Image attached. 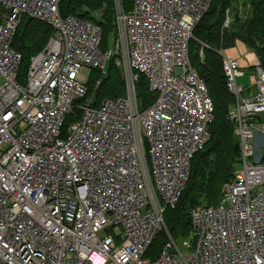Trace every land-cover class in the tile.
<instances>
[{"label": "built area", "instance_id": "built-area-1", "mask_svg": "<svg viewBox=\"0 0 264 264\" xmlns=\"http://www.w3.org/2000/svg\"><path fill=\"white\" fill-rule=\"evenodd\" d=\"M60 1L0 0V264H264V162L255 145L264 124L251 122L264 114L259 61L255 90L245 93L238 58L217 50L234 97L228 118L240 162L217 204L189 211L193 240H184L183 250L163 217L209 139L213 103L188 45L212 0H134L128 12L112 0L115 39L106 50L98 23L62 16ZM24 17L53 31L21 84V54L11 44ZM228 22L226 16L223 26ZM112 57L125 95L98 106L86 98L79 119L65 127L90 71L103 75ZM140 75L157 92L143 110ZM163 229L169 240L147 256Z\"/></svg>", "mask_w": 264, "mask_h": 264}, {"label": "trees", "instance_id": "trees-1", "mask_svg": "<svg viewBox=\"0 0 264 264\" xmlns=\"http://www.w3.org/2000/svg\"><path fill=\"white\" fill-rule=\"evenodd\" d=\"M133 2L134 0H122L125 12L131 9ZM59 11L62 16L73 15L98 23L102 29L100 48L108 49L102 43L106 29L114 28L112 0H61ZM94 12L100 13L99 19L91 15ZM226 16L229 17V22L224 27ZM26 19L24 17L20 22L11 44L21 54L17 77L21 83L25 82L30 58L43 49L53 31L50 25L36 19L29 21L23 28ZM192 35L188 45L189 59L206 84L213 103V119L208 126V141L190 160L188 180L176 207L172 209L168 220L163 215L173 237L189 235V211L193 207L217 204L223 187L233 178L240 162L239 138L234 132V123L228 118V110L234 103V97L225 85L221 55L217 50L230 48L239 40L255 52L264 69V0H212L208 10L194 26ZM92 72L91 70L90 74ZM94 91L96 99L93 106H98L103 98L116 99L125 95L124 75L116 65L115 57L108 59L105 73ZM90 92L91 87L87 85L86 95L74 101V104L78 103V106L74 105L77 110L73 109L66 117L65 127L79 119V103L82 104L90 96ZM136 98L139 110L149 107L157 98V93L149 90L143 75L136 82ZM251 122L264 124V114L253 115ZM262 142L259 140L255 145L257 149H262L260 161L264 162ZM153 244L154 241L146 252L147 256ZM157 253L158 251H154L152 258Z\"/></svg>", "mask_w": 264, "mask_h": 264}, {"label": "crops", "instance_id": "crops-1", "mask_svg": "<svg viewBox=\"0 0 264 264\" xmlns=\"http://www.w3.org/2000/svg\"><path fill=\"white\" fill-rule=\"evenodd\" d=\"M224 54L229 57H235L239 60V70L242 73L238 75L237 82L244 86L246 93H251L255 90V72L253 65L258 61L254 51L248 49L242 42H236V44L230 48L223 50ZM256 142L263 141L264 135L261 132L256 133ZM261 149H257L259 151Z\"/></svg>", "mask_w": 264, "mask_h": 264}, {"label": "rangeland", "instance_id": "rangeland-1", "mask_svg": "<svg viewBox=\"0 0 264 264\" xmlns=\"http://www.w3.org/2000/svg\"><path fill=\"white\" fill-rule=\"evenodd\" d=\"M94 18L99 19L100 18V13L99 12H94L91 14ZM99 15V16H98ZM114 21V20H113ZM114 39H115V33H114V28L112 27L111 29L107 28L105 33H104V39H103V45H105V47H107L108 49H112L113 47V43H114ZM236 42H241L239 40H237ZM236 44V43H235ZM234 44V45H235ZM92 74L89 73V79L87 81V85H89L91 87V92L89 93V97H91L93 99V101L96 99L95 95H94V85L95 82L99 79H102L103 75H101L97 70H92ZM157 93V92H156ZM246 93V92H245ZM102 97V96H100ZM78 103H75L74 105L76 106ZM81 103H79L80 105ZM78 106V105H77ZM74 110H77V108L74 107ZM172 212V208H166L164 211L165 218L168 220L170 213ZM172 236V235H171ZM174 241L176 242V244L178 245V247L183 250V241L186 239H191L193 240L192 235H188L187 237H173ZM169 240L165 229L160 230L157 235L156 238L154 240V244L151 247V252H149V256L153 257L154 256V251H159V249L161 248V246L163 245V243Z\"/></svg>", "mask_w": 264, "mask_h": 264}, {"label": "water", "instance_id": "water-1", "mask_svg": "<svg viewBox=\"0 0 264 264\" xmlns=\"http://www.w3.org/2000/svg\"><path fill=\"white\" fill-rule=\"evenodd\" d=\"M31 20H32V18H31V17H28V18L26 19L25 23H24V27H23V28H25L26 24H27L29 21H31Z\"/></svg>", "mask_w": 264, "mask_h": 264}, {"label": "bare ground", "instance_id": "bare-ground-1", "mask_svg": "<svg viewBox=\"0 0 264 264\" xmlns=\"http://www.w3.org/2000/svg\"><path fill=\"white\" fill-rule=\"evenodd\" d=\"M17 77H18V75H17ZM25 80H26V78H25ZM18 81V80H17ZM19 82V81H18ZM19 83H21V82H19ZM25 83V82H24ZM24 83H21V84H24ZM30 84L31 85H33V82H30Z\"/></svg>", "mask_w": 264, "mask_h": 264}]
</instances>
